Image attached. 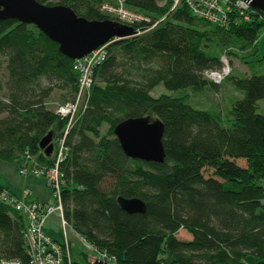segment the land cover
Masks as SVG:
<instances>
[{
	"label": "trees",
	"instance_id": "1",
	"mask_svg": "<svg viewBox=\"0 0 264 264\" xmlns=\"http://www.w3.org/2000/svg\"><path fill=\"white\" fill-rule=\"evenodd\" d=\"M36 1L91 20L112 19L100 10L102 0ZM123 1L151 19L135 29L168 12L157 0ZM166 15L141 34L110 41L92 68L88 105L65 137L64 218L116 264H248V256L264 264V114L258 110L264 55L256 44L264 13L228 27L184 5ZM223 54L238 57L248 74L230 72L220 83L205 77L222 67ZM77 79L74 60L33 24L0 19V161L18 167L27 151L52 162L39 143L48 132L59 134L66 120L48 98L58 90L62 102L73 100ZM158 86L166 92L154 95ZM226 91L223 109L194 100ZM147 116L164 127L162 163L127 157L113 132L126 118ZM118 196L142 200L145 212H125ZM24 227L0 201V258L28 264ZM179 230L190 238H177ZM83 257L92 264L95 255Z\"/></svg>",
	"mask_w": 264,
	"mask_h": 264
},
{
	"label": "built area",
	"instance_id": "2",
	"mask_svg": "<svg viewBox=\"0 0 264 264\" xmlns=\"http://www.w3.org/2000/svg\"><path fill=\"white\" fill-rule=\"evenodd\" d=\"M157 5L167 7V13L173 12L179 6L184 5L192 15L220 27H228L232 22L247 21L250 19L251 13L256 11L250 6V0H157ZM100 10L110 15L112 19L133 27L139 23L151 21L145 14L128 8L123 0H102ZM166 14H163L145 29H135V35L141 34L154 27L158 22L163 21L167 16ZM106 45L99 46L82 58L74 60V69L77 71L78 79L77 91L73 100L50 103L54 106L52 108L54 113L61 119L66 120L61 132L52 139V162L43 164L37 161L36 156L26 151L23 162L19 165L18 172L21 175H33L45 179L46 186L50 190L51 201H26L29 190L25 187L22 188L21 194H12L4 188L0 189V201L6 206L12 207L24 221V239L27 255L29 256L28 264H72L73 259L68 236L66 235L70 225L64 218L61 202L64 173L60 166L69 153V147L65 142L66 134L88 105L92 85V68L104 60ZM223 56L225 55L223 54ZM223 59L225 58L223 57ZM223 59L222 67L219 70L204 72V76L214 83H220L231 72L229 64ZM52 215L56 218L57 230L62 231V243L55 241L44 230L48 219ZM94 250L95 258L103 262L116 264V258L113 255H109L105 251ZM0 264L23 263L17 259L0 258Z\"/></svg>",
	"mask_w": 264,
	"mask_h": 264
},
{
	"label": "water",
	"instance_id": "3",
	"mask_svg": "<svg viewBox=\"0 0 264 264\" xmlns=\"http://www.w3.org/2000/svg\"><path fill=\"white\" fill-rule=\"evenodd\" d=\"M250 6L264 13V0H250ZM0 19H15L33 24L51 41L60 53L75 60L112 40L135 36L133 26L114 19L95 20L77 15L70 7L46 5L36 0H0ZM163 124L150 116L126 118L113 129L124 154L132 159L162 163L165 157L162 143ZM53 135L48 132L39 143L46 155L53 150ZM117 203L127 213L145 212V203L138 198L117 197ZM92 264H110L94 258Z\"/></svg>",
	"mask_w": 264,
	"mask_h": 264
},
{
	"label": "rangeland",
	"instance_id": "4",
	"mask_svg": "<svg viewBox=\"0 0 264 264\" xmlns=\"http://www.w3.org/2000/svg\"><path fill=\"white\" fill-rule=\"evenodd\" d=\"M256 44H257V54L258 56L264 55V28L263 30L260 32L257 40H256ZM223 57L225 59H223ZM226 60V62L229 64L230 68H231V73H241V74H248V70H247V66L241 62V60L238 57H235L233 55H228L225 54V56L221 57V60ZM264 68V67H263ZM223 89V88H222ZM162 90L164 92L165 89L162 86H158L152 93L154 95H159ZM225 91V90H224ZM60 91H55L54 93L51 94V96L48 98L49 102H55V103H61L62 102V97L60 96ZM227 93V91H226ZM225 94H221L220 92H205L203 94H198L196 96H194V100L196 102H199L201 104H205V105H209V104H216L218 105V108L223 109L225 106H222V102H224L226 100L227 97H225ZM225 97V100H224ZM259 104V112L264 114V99L260 100L258 102ZM54 107V106H53ZM103 129V132L106 130L105 126ZM51 155V154H50ZM17 169H19V166L17 167ZM19 173V172H18ZM19 175H21L19 173ZM23 176V175H21ZM26 176H32V177H36V178H41L43 180V182L45 183V179L43 177H39V176H33V175H26ZM24 176V177H26ZM260 183L264 186V180H261ZM46 185V183H45ZM48 188V187H47ZM49 189V188H48ZM29 190V189H28ZM50 191V190H49ZM29 195H30V190H29ZM29 195L26 197V201L27 198L29 197ZM9 209V212L11 214H16L17 212L10 206H7ZM53 216V215H52ZM51 217V216H50ZM70 227H68L66 235L71 239V246H72V257L75 258L77 261L82 262V264H87V262L85 261L84 257H82V253L86 254L87 256L92 255L93 253H95L94 248H92L88 243H86V241L80 237L79 235L76 234H72L71 230H69ZM59 231V230H58ZM61 235H62V231H60ZM71 235L73 238H71ZM63 237V236H62ZM177 238L179 239H189L190 235L188 233H186L184 230H179L177 235ZM69 240V239H68ZM256 261V258L253 256H248L246 262L248 264H252Z\"/></svg>",
	"mask_w": 264,
	"mask_h": 264
},
{
	"label": "crops",
	"instance_id": "5",
	"mask_svg": "<svg viewBox=\"0 0 264 264\" xmlns=\"http://www.w3.org/2000/svg\"><path fill=\"white\" fill-rule=\"evenodd\" d=\"M227 97L226 100H228L229 93H223ZM224 97V100H225ZM225 100V101H226ZM0 186L2 187H8L16 194H21L22 188H27L30 190V195L27 198V201L30 200H37L42 202H49L51 201L50 191L43 182L41 178H36L32 176H21L18 173L17 165L14 162H7V161H0ZM57 221L55 216H51L48 219V222L45 225V232L50 235L55 241L62 243L63 237L60 233V231L57 230ZM72 234H76L72 228H70ZM71 238L72 235H71ZM69 239V246H70V252L72 257V246L70 236ZM83 257V253L81 254ZM73 260H76L72 257ZM77 261V260H76Z\"/></svg>",
	"mask_w": 264,
	"mask_h": 264
}]
</instances>
